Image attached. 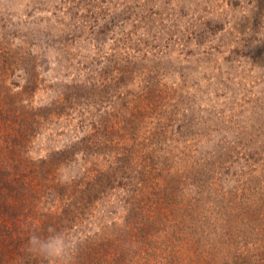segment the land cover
Instances as JSON below:
<instances>
[{
    "label": "rangeland",
    "instance_id": "374dc122",
    "mask_svg": "<svg viewBox=\"0 0 264 264\" xmlns=\"http://www.w3.org/2000/svg\"><path fill=\"white\" fill-rule=\"evenodd\" d=\"M257 32L264 0H0V264H47L25 249L49 225L81 241L74 264H264ZM115 68L127 73L119 87ZM155 79L156 108L125 132L119 92ZM70 84L87 86L73 102ZM122 142L153 151L154 191L108 169L104 152ZM103 172L111 180L81 182Z\"/></svg>",
    "mask_w": 264,
    "mask_h": 264
},
{
    "label": "trees",
    "instance_id": "16d2710c",
    "mask_svg": "<svg viewBox=\"0 0 264 264\" xmlns=\"http://www.w3.org/2000/svg\"><path fill=\"white\" fill-rule=\"evenodd\" d=\"M115 74H111L110 72L107 75V80L110 79L113 81L112 83V87H119L122 83V81H124L125 79V71L124 70H120L115 68L114 70ZM127 75V73H126ZM150 76V73H149ZM133 79V78H130ZM159 80V79H158ZM150 81H155V83H152ZM106 82L105 78H103V80L101 81V85L99 84V86H102L103 88L105 87L103 84ZM143 82H150L149 84H142L141 87V92L139 94H131L132 98H129L128 95L123 94L122 92H119V94H122V102L120 104L119 107L116 108V111L113 113V118L115 119V121H117V123L122 122L123 123V130L125 132L128 131V124H134L137 123L138 121L142 120L143 118H146L145 113H147V111L153 110V108H156V105H154V101L153 97L151 95V92L148 88H151L148 85L151 86H157V80H143ZM91 84V83H89ZM71 85V86H70ZM68 93L66 95V100L68 101H76V93H78L81 89H86L87 86L81 87L79 85H72L70 84ZM96 84H91V87L88 86L89 90L91 88H96ZM158 87V86H157ZM120 94V95H121ZM76 96V97H75ZM131 101H133V104H131ZM135 101H144V106L139 105V103H135ZM129 102V103H128ZM123 103V104H122ZM188 110H182V113H180V110L177 108V111H174L172 113V115L174 116V121L177 122L178 120H182L181 121V126L182 128H186V126H188L191 122L187 119L186 120V112ZM111 115V114H108ZM182 118V119H180ZM112 123V122H111ZM101 125V124H100ZM154 128H158L160 130H162L163 126H159L158 121L156 122V124L154 123ZM103 135H105V129H103ZM141 129L140 128H136L134 129L131 133L130 136H132L134 141H137L139 139V133H140ZM21 135L23 134L22 132L20 133ZM130 141V140H129ZM152 143V142H150ZM129 144V143H128ZM127 143H121L117 145V149H120V151H113V152H104L105 155H107L110 158L109 164H108V169H110L113 165L117 166L119 171L121 169H126V173L124 174V178L127 179L130 182L134 181L135 186H145V187H149V189H153V191L157 188V186L159 185L158 179L157 178L159 175L161 176L164 172L162 168H158V164L159 162L156 161V157L153 154V151H144L141 154H139V152H137V150L133 151L131 148H129L127 145ZM122 145V146H120ZM127 146V147H124ZM107 150H109V148H107ZM67 145H64L63 148L54 150L52 152V154L50 153V156L47 157V163L51 161L54 162V164H60L61 161L66 157V152H67ZM155 160V161H154ZM42 162V161H41ZM161 162V161H160ZM46 163L43 162V165H45ZM46 166V165H45ZM136 167H138L140 170H138ZM15 169V168H12ZM18 169V168H17ZM42 171H45V168L42 167L41 169ZM123 172V170H121ZM105 174L104 176L107 178V180H109L110 176L109 174H107V172H103L100 174H93L91 176H87L89 178H86V180H84V176L81 177V182L83 181H88V179H90L89 181H92L93 183L94 180L101 179L102 175ZM111 180V178H110ZM129 182V183H130ZM97 183V182H96ZM124 185H126V183H124ZM166 190V187H165ZM133 202V201H132ZM131 207H137L136 204H132ZM2 223V222H1ZM2 228H3V233H7V230L9 228V226L7 225V222L5 221L4 223L1 224ZM15 229H17V227H15ZM22 240V241H21ZM26 238L21 236L20 238H18L16 241H18L19 244L25 242ZM18 244V245H19ZM27 264V262H26ZM28 264H35L32 260H29Z\"/></svg>",
    "mask_w": 264,
    "mask_h": 264
},
{
    "label": "clouds",
    "instance_id": "9594fccd",
    "mask_svg": "<svg viewBox=\"0 0 264 264\" xmlns=\"http://www.w3.org/2000/svg\"><path fill=\"white\" fill-rule=\"evenodd\" d=\"M256 36L258 39L253 41L254 44L264 39V33L257 32ZM80 245L79 238L49 225L46 234L34 231L29 235L25 251L47 264H74Z\"/></svg>",
    "mask_w": 264,
    "mask_h": 264
}]
</instances>
